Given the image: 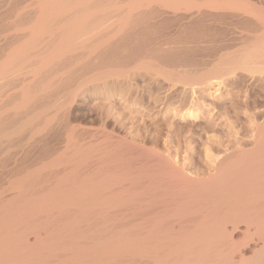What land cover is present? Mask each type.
Returning <instances> with one entry per match:
<instances>
[{"label": "bare ground", "instance_id": "1", "mask_svg": "<svg viewBox=\"0 0 264 264\" xmlns=\"http://www.w3.org/2000/svg\"><path fill=\"white\" fill-rule=\"evenodd\" d=\"M34 2L0 0L19 23L0 62V264H264V122L254 150L195 179L70 117L133 70L264 88V0Z\"/></svg>", "mask_w": 264, "mask_h": 264}, {"label": "rangeland", "instance_id": "2", "mask_svg": "<svg viewBox=\"0 0 264 264\" xmlns=\"http://www.w3.org/2000/svg\"><path fill=\"white\" fill-rule=\"evenodd\" d=\"M6 19L0 21V39L9 45L0 53V62L18 44H11L7 37L11 40L19 23L14 21V26L8 22L13 17ZM133 71L84 88L72 105L71 123L111 131L165 157L195 179L212 176L220 160L236 151L254 150L255 127L264 122V88L260 84L237 75L192 90L144 70Z\"/></svg>", "mask_w": 264, "mask_h": 264}]
</instances>
